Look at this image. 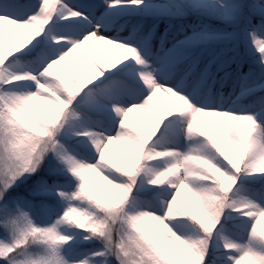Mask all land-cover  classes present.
Here are the masks:
<instances>
[{"label":"snow or ice","instance_id":"1","mask_svg":"<svg viewBox=\"0 0 264 264\" xmlns=\"http://www.w3.org/2000/svg\"><path fill=\"white\" fill-rule=\"evenodd\" d=\"M262 225L264 0H0V264H264Z\"/></svg>","mask_w":264,"mask_h":264},{"label":"rangeland","instance_id":"2","mask_svg":"<svg viewBox=\"0 0 264 264\" xmlns=\"http://www.w3.org/2000/svg\"><path fill=\"white\" fill-rule=\"evenodd\" d=\"M98 56H101V57H105V56H107V53L106 52H104V51H98L97 53H96ZM79 70H81V71H85L86 70V65H85V63H84V60H83V56H82V54H81V57H80V64H79ZM161 102L163 103L164 101H163V98H161ZM37 111H38V113L42 116V112H40V109H39V106H37ZM136 115V117H137V122H139V114H135ZM113 150H114V152H115V146H113ZM116 155H118V153H116ZM97 183H99V182H97ZM102 187V186H101ZM262 227H264V225H262Z\"/></svg>","mask_w":264,"mask_h":264}]
</instances>
